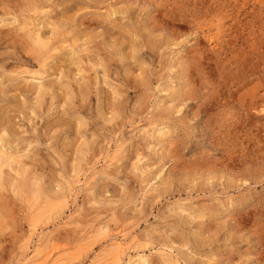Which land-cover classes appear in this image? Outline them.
I'll list each match as a JSON object with an SVG mask.
<instances>
[{
    "label": "clouds",
    "instance_id": "9594fccd",
    "mask_svg": "<svg viewBox=\"0 0 264 264\" xmlns=\"http://www.w3.org/2000/svg\"><path fill=\"white\" fill-rule=\"evenodd\" d=\"M0 264H264V0H0Z\"/></svg>",
    "mask_w": 264,
    "mask_h": 264
}]
</instances>
